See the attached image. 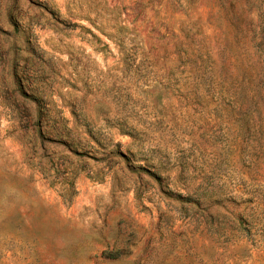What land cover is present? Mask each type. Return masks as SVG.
Listing matches in <instances>:
<instances>
[{
    "label": "rangeland",
    "instance_id": "374dc122",
    "mask_svg": "<svg viewBox=\"0 0 264 264\" xmlns=\"http://www.w3.org/2000/svg\"><path fill=\"white\" fill-rule=\"evenodd\" d=\"M0 264H264V0H0Z\"/></svg>",
    "mask_w": 264,
    "mask_h": 264
},
{
    "label": "trees",
    "instance_id": "16d2710c",
    "mask_svg": "<svg viewBox=\"0 0 264 264\" xmlns=\"http://www.w3.org/2000/svg\"><path fill=\"white\" fill-rule=\"evenodd\" d=\"M38 118H40V112L37 113Z\"/></svg>",
    "mask_w": 264,
    "mask_h": 264
}]
</instances>
